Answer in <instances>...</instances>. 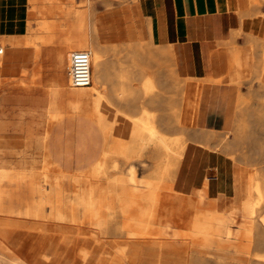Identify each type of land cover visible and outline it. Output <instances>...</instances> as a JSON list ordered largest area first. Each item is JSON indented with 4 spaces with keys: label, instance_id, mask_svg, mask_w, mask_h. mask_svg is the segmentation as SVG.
Wrapping results in <instances>:
<instances>
[{
    "label": "bare ground",
    "instance_id": "6f19581e",
    "mask_svg": "<svg viewBox=\"0 0 264 264\" xmlns=\"http://www.w3.org/2000/svg\"><path fill=\"white\" fill-rule=\"evenodd\" d=\"M249 3V10L239 12L242 19L264 14V0ZM89 35L91 83L74 87L69 78L68 86L97 93L90 116L103 127L108 149L96 158L65 150L69 139L51 138L69 114L84 111L86 101L78 99L74 109L63 112L53 98L41 153L27 160L22 149L0 151L5 164L0 167V264H264V141L256 136L264 132V102L254 108L238 95L229 131L200 128L187 110L198 113L201 92L195 93L196 102H187L188 87L193 80L221 79L181 77L170 46L152 39L103 45L95 22ZM248 38L262 55L261 71L254 72L264 88V39ZM118 51L125 52L123 71L105 77L116 62L105 57ZM148 64L154 71L147 74ZM116 79L123 85L110 98L130 106L138 101L139 118L114 108L101 93L105 80ZM149 103L156 112L145 106ZM232 130L234 141L227 137ZM191 144L233 157L239 151L240 161L250 165L244 188L234 185L233 208L227 207L231 191L222 184L217 196L209 195L207 177L198 188L179 183ZM123 166L126 175L120 173ZM112 182L115 197L106 199Z\"/></svg>",
    "mask_w": 264,
    "mask_h": 264
},
{
    "label": "crops",
    "instance_id": "0c3cea01",
    "mask_svg": "<svg viewBox=\"0 0 264 264\" xmlns=\"http://www.w3.org/2000/svg\"><path fill=\"white\" fill-rule=\"evenodd\" d=\"M80 1L0 0V39L13 38L0 43V48L3 49L0 54V85L4 79L31 77L40 64L52 66L53 75L51 77L57 76L59 81L66 80L65 73L57 67L58 50H67L66 48L70 46L87 44L91 39L89 35L92 25L91 9L79 5ZM249 4V0H138L131 6L100 9L95 15L94 22L101 44L149 42L151 39L155 44L162 43L165 41L161 36L166 33L169 42L182 45L180 50L184 52V49L185 51L200 49L216 40H222L223 33H228L229 28L235 27L238 22L239 28L232 31L230 42L235 41L233 35L240 30L242 34L239 36H244L245 40L250 35L259 37L247 32L246 29L248 27L261 28L260 23L263 19H242L240 15L237 19L235 15L249 10ZM149 24H151L150 27ZM259 38L264 39V36ZM39 54L42 58L37 61ZM228 55L229 49L224 53H217L215 59L211 56L207 61L208 66L223 69L221 74L201 77L181 76L180 62L175 55L177 70L181 77L221 79L218 83L206 82L214 85L208 89L209 96L206 94L204 96L208 98L210 107L207 108L206 119L198 120L200 128L221 129L228 122L226 117L229 113L226 112L231 105L232 97L230 87L225 86L231 83V72L227 63ZM113 59L111 57L110 62L113 63ZM120 59L117 58L114 68L107 69L105 77L117 76L120 71H123V67L119 65H123L125 57L122 56ZM236 80V78L233 79V81ZM122 85V81L117 79L112 83L105 80L101 84V91L111 93L119 90ZM8 93L4 92L0 99V151H14L21 150L23 147L36 146L37 139L47 134L46 123L51 113V98L41 92H25V96H16V100L20 103L28 101L31 103L30 107L27 109L8 108L3 105L8 100ZM238 95L239 92L235 100L233 119L229 122L231 123L230 129L233 125ZM110 102L116 109L126 111L125 113L134 119L141 116L138 101L131 106L121 104L117 100H110ZM91 103V100L85 101L83 112L69 114V117L51 132V138L69 139L70 145L65 146V150L70 149L73 152L83 150L87 155L99 158L108 149L105 142L108 137L103 127L90 116ZM148 108L151 109L150 103ZM204 123H209L212 128L205 127ZM74 128H77V140L75 141L72 136ZM116 132V130L112 132L111 139L115 138ZM19 133L25 134L20 136ZM30 139L34 141L29 142ZM56 148L53 144V149ZM90 149H99V151L92 153ZM145 155L148 163H151L149 157L153 155V152L148 150ZM185 164L188 168L179 178V183L185 188L189 186L198 188L204 186L203 178L207 177L210 180L209 195L218 194L220 177L228 172L227 168L229 169L225 158L219 153L207 151L201 145L191 144L183 167ZM90 167L91 163L88 168ZM124 168L125 166L122 167L123 170L120 173L125 172L123 175H126ZM211 172L215 173L214 176H210ZM180 193L191 195L183 191Z\"/></svg>",
    "mask_w": 264,
    "mask_h": 264
},
{
    "label": "rangeland",
    "instance_id": "374dc122",
    "mask_svg": "<svg viewBox=\"0 0 264 264\" xmlns=\"http://www.w3.org/2000/svg\"><path fill=\"white\" fill-rule=\"evenodd\" d=\"M138 0H81L79 5L81 6H86L91 9V16L92 20L91 22L93 23L94 18L96 13L100 9H107V8H114L118 6H131ZM110 3V4H109ZM262 10H264V5L262 6ZM94 11V12H93ZM237 16V19L239 18V13L235 14ZM241 17V15H240ZM250 18V17H248ZM254 18H261L263 19L260 23L261 28L259 29H253L248 27L246 29L247 32L253 33L259 37L264 36V14L257 15L256 17H251L250 19ZM151 24H149V27ZM239 28V22L238 25L235 27L229 28V32H224L221 39L222 40H216L213 43L207 44L206 46H202L200 49H194V50H187L184 52H181L180 47L182 45L177 44L176 42H169V37L166 36V33L163 34L162 40L165 42H160L156 43L157 45H169L170 49L172 50L173 54L176 55L178 58V61L180 62V74L181 76H192V77H201L205 75H218L223 72V69L217 67V68H212L211 66H208V59L212 56V59H215V55L217 53H224L225 51H228L229 49V55H228V66L229 70L231 72V79L230 82L233 83H227L225 86L230 87L232 97H231V105L229 109L227 110V124L225 123L224 126L221 129H216L222 132H226L230 130L231 123H229L233 119V112H234V105H235V100L237 97V94L239 92V95L243 96L247 100V104L251 105L254 108H259V105H261L264 102V88L261 87V84L259 83L258 79H256V74H258L261 71V59L262 55L261 53L257 52L255 49H253L252 44L253 42L249 41L250 39L247 38L245 40L244 36H239L242 34V30L237 31L236 34L237 38L235 41H231V33L232 31H235ZM9 39H13L11 37H4L0 39V43L3 41H7ZM223 43V44H222ZM225 43V44H224ZM123 44V43H121ZM117 44V45H121ZM106 45V44H103ZM110 45H115V44H110ZM221 45V46H220ZM168 46V47H169ZM58 50V64L57 67L63 71L66 75V80L65 81H59L57 76L51 77L53 75L52 72V66L50 67L49 65L43 66L39 65L38 69L34 72V74L29 77V78H12V79H4L1 82L0 85V96L3 95L4 92H9L8 93V100L4 102V106L11 108V107H22L23 109H27L30 107L31 103L30 102H22L20 103L19 101L16 100V96L19 95H26L24 94L25 92H41L47 94L51 100L53 101V98L57 100L59 103V109L63 112H67L69 107L74 109V106L76 104V101L78 99L81 100H86L87 102L91 100L96 92L91 93L90 89H72L68 86V71H69V55L71 52L76 51V50H85L88 51L90 50V42L87 44L83 45H75V46H70L68 48ZM63 51V52H61ZM3 49L0 48V54H2ZM120 52V53H119ZM61 53H63L61 55ZM64 56V57H63ZM125 56V52L123 51H118L114 54L108 53L107 57H105L106 60L110 61L111 57H113V61L115 62L117 58ZM117 57V58H116ZM42 56L39 54L37 56V61H40ZM1 59V56H0ZM121 60V59H120ZM140 60V59H139ZM142 60V59H141ZM148 60V59H147ZM150 60V59H149ZM119 61V60H118ZM122 61V60H121ZM124 61V59H123ZM258 64V65H257ZM120 66L123 67L122 64ZM258 69V70H256ZM114 71V70H113ZM147 74L148 72L150 73L151 71H154L153 65L151 66L150 64L147 65V67L144 70ZM256 74H255V72ZM134 72V71H133ZM137 74V72L133 73V75ZM237 79L235 82L233 79ZM94 83V81H93ZM134 85L139 86V82L135 80L133 81ZM214 84L212 83H203L199 84L194 80L191 82V86H189L188 92V97H187V102H196L197 97L195 96V93L198 92V90L202 93L201 98L199 99V111L197 114L194 115V111L191 109L187 110L188 112V117L191 120L198 121L201 120L203 121L206 119V114H207V108L210 107L208 104V98L204 97L205 94L209 96L208 89L209 87H212ZM218 86V85H215ZM251 86V87H250ZM105 88V86H103ZM250 87V88H249ZM101 91V89H100ZM242 91V92H241ZM68 92H72L75 97L68 98L67 94ZM104 97L110 102L112 100L110 98L111 93H106L104 91H101ZM93 94V95H92ZM185 95V94H184ZM181 96V95H180ZM183 97V96H182ZM144 101V100H143ZM112 104V103H111ZM147 108L148 106L145 105ZM114 107V106H113ZM115 108V107H114ZM149 110H154L156 112L157 108H154L153 105L150 104ZM238 109V108H237ZM57 110V109H56ZM70 110V109H69ZM85 110V109H84ZM54 111L51 109V112ZM105 115V114H103ZM67 116L66 118H68ZM188 118V119H189ZM205 127L207 128H212V126L209 123H204ZM118 132H116L117 134ZM25 133H19L20 136H23ZM73 136V141L77 140V128H74L72 132ZM256 136L264 141V132L261 130H258L256 132ZM231 141H234L235 139V130H232L231 133L228 134L227 136ZM26 141V140H25ZM34 141V139H30L29 142ZM44 136L40 137L36 141V146L32 145L30 147H23L22 152L25 157H28L27 160L30 158L34 157L35 154L39 155L42 151V145L44 144ZM196 147V146H195ZM191 149V145L189 147ZM206 149V148H205ZM209 152H215L218 153L225 158L228 161V166L229 169L227 168V173L223 175V178L220 177V184H222L223 187L228 188L231 193H229L230 200L227 204V207L233 208L234 205L236 204V198H237V192H235V186L234 185H239L242 186L241 188H244L243 185L246 182L248 171L251 169L250 165L247 163H243L240 161L238 153L239 151H236V153L233 155L228 154L227 152H221L216 150L215 148H210L206 149ZM213 150V151H212ZM216 150V151H215ZM26 151V152H24ZM90 151L97 152L99 149H90ZM231 151V150H230ZM238 156V157H237ZM234 158L231 159V158ZM239 159V160H238ZM236 161H239L236 163ZM0 167H5V164L0 163ZM248 167V168H247ZM186 164L184 165L182 173L187 169ZM224 169H226L224 167ZM226 171V170H225ZM119 172H115L114 174H117ZM215 174V173H214ZM214 174L211 172L210 176H214ZM226 175V176H225ZM229 176V177H228ZM209 177V175H208ZM225 177V178H224ZM225 181V182H224ZM229 181V182H228ZM111 186L113 188L110 190L105 191V197L106 199L112 197H115L116 190H115V183H111ZM204 185V184H203ZM178 192H180L178 189H176ZM229 191V192H230ZM240 197L238 198V201L241 202L243 200L244 195L241 193ZM211 197H215L216 195H210Z\"/></svg>",
    "mask_w": 264,
    "mask_h": 264
},
{
    "label": "built area",
    "instance_id": "2783aa9c",
    "mask_svg": "<svg viewBox=\"0 0 264 264\" xmlns=\"http://www.w3.org/2000/svg\"><path fill=\"white\" fill-rule=\"evenodd\" d=\"M69 78L74 87L88 86L91 83L90 53L76 50L69 55Z\"/></svg>",
    "mask_w": 264,
    "mask_h": 264
}]
</instances>
